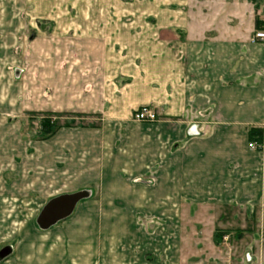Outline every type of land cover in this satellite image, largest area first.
<instances>
[{
  "label": "rangeland",
  "instance_id": "rangeland-1",
  "mask_svg": "<svg viewBox=\"0 0 264 264\" xmlns=\"http://www.w3.org/2000/svg\"><path fill=\"white\" fill-rule=\"evenodd\" d=\"M249 3L264 22V0ZM193 9L192 0H0V264H114L103 255L115 249L124 264L127 248L144 247L147 264L164 250L167 264H264V203H249L244 222L240 203L227 205L231 214L223 203H127V186L102 184L127 129L115 124L122 110L103 113L114 124L96 129L99 25L191 23ZM134 115L141 126L160 119ZM71 121L74 130L52 135ZM82 192L70 216L38 224L51 200ZM134 193L143 199V188Z\"/></svg>",
  "mask_w": 264,
  "mask_h": 264
},
{
  "label": "crops",
  "instance_id": "crops-1",
  "mask_svg": "<svg viewBox=\"0 0 264 264\" xmlns=\"http://www.w3.org/2000/svg\"><path fill=\"white\" fill-rule=\"evenodd\" d=\"M192 5L197 10L191 23L99 25L103 34L95 42L102 61L95 91L102 107L95 113L101 126L88 128H108L114 122L102 114L122 110L125 119L115 124L118 133L127 129L108 159L112 170L105 175L112 178L102 184L114 192L127 186V203H223L226 211L240 203L247 222L249 203H264V146L253 148L248 136L250 129H261L264 141V40L255 39L264 31L263 19L256 21L263 9L249 0ZM143 106L157 110V123L133 121ZM74 129L61 127L57 134ZM139 188L141 201L134 193ZM125 252L124 264L148 263L145 247ZM119 253L102 255L117 264ZM154 256H165L154 261L167 264L166 250Z\"/></svg>",
  "mask_w": 264,
  "mask_h": 264
},
{
  "label": "water",
  "instance_id": "water-1",
  "mask_svg": "<svg viewBox=\"0 0 264 264\" xmlns=\"http://www.w3.org/2000/svg\"><path fill=\"white\" fill-rule=\"evenodd\" d=\"M87 196L86 192L61 196L51 200L43 209L38 224L47 229L58 221L70 216L79 201Z\"/></svg>",
  "mask_w": 264,
  "mask_h": 264
},
{
  "label": "built area",
  "instance_id": "built-area-1",
  "mask_svg": "<svg viewBox=\"0 0 264 264\" xmlns=\"http://www.w3.org/2000/svg\"><path fill=\"white\" fill-rule=\"evenodd\" d=\"M255 39L264 40V32H257ZM159 117L157 110L151 106H143L135 111L134 118L137 122L154 123Z\"/></svg>",
  "mask_w": 264,
  "mask_h": 264
},
{
  "label": "trees",
  "instance_id": "trees-1",
  "mask_svg": "<svg viewBox=\"0 0 264 264\" xmlns=\"http://www.w3.org/2000/svg\"><path fill=\"white\" fill-rule=\"evenodd\" d=\"M257 24L259 25V23L257 22ZM46 128L49 127V123L47 125H44ZM71 124H66V125H59L57 126V129L55 128L54 132L52 133V135L57 132L61 127H70ZM51 134V133H50ZM248 136H249V143L251 144V146L257 147L259 148H263L264 146V141H263V131L261 129H256V128H252L248 131Z\"/></svg>",
  "mask_w": 264,
  "mask_h": 264
}]
</instances>
